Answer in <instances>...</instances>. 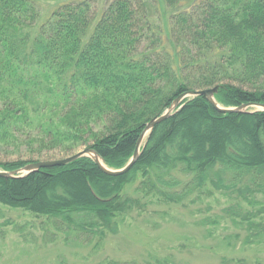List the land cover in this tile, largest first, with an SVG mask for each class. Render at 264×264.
I'll return each instance as SVG.
<instances>
[{
    "label": "trees",
    "instance_id": "obj_1",
    "mask_svg": "<svg viewBox=\"0 0 264 264\" xmlns=\"http://www.w3.org/2000/svg\"><path fill=\"white\" fill-rule=\"evenodd\" d=\"M96 2H59L39 23L36 0H0V145L42 155L91 141L106 167L120 169L145 125L182 93L218 86L221 107L264 104V0H162L171 11L165 26L158 0H104L100 12ZM180 105L152 128L127 172L105 174L83 156L0 176V206L44 216L98 247L150 197L177 205L209 184L234 199L224 211L245 225V242L264 243V111L218 112L202 95ZM29 162H0V170ZM153 257L95 264H192Z\"/></svg>",
    "mask_w": 264,
    "mask_h": 264
},
{
    "label": "rangeland",
    "instance_id": "obj_2",
    "mask_svg": "<svg viewBox=\"0 0 264 264\" xmlns=\"http://www.w3.org/2000/svg\"><path fill=\"white\" fill-rule=\"evenodd\" d=\"M36 1L41 23L57 3L68 0ZM158 2L160 21L165 26L171 11L162 0ZM103 4L104 0H97L98 12ZM90 144L91 141L69 152L57 149L42 155L24 145H0V162L61 159ZM135 186L127 188V192ZM207 190L213 194L207 195ZM233 200L209 184L199 196L194 194L177 205H164L150 197L144 211H133L120 218L119 232L108 235L98 247H94V242H84L73 234L57 231L53 222L44 216L0 206V229L4 231L0 237V264H95L111 259L140 263L153 262V256L164 255L192 264H220L222 256L241 257L246 264H264V243H246L245 225L233 222L224 211ZM242 205L250 208L246 202Z\"/></svg>",
    "mask_w": 264,
    "mask_h": 264
},
{
    "label": "water",
    "instance_id": "obj_3",
    "mask_svg": "<svg viewBox=\"0 0 264 264\" xmlns=\"http://www.w3.org/2000/svg\"><path fill=\"white\" fill-rule=\"evenodd\" d=\"M218 86H214L211 88H205L201 90H191L185 93L180 94L173 102L172 104L165 110L164 113H162L159 116L153 117L144 127L142 132L139 135V138L136 142L134 152L129 159L128 163L120 168V169H110L106 167L103 164V161L101 157L98 155V153L93 150L90 147H86L83 150H80L76 152L75 154L61 158V159H55V160H47V161H37V162H31L26 164L23 168L15 171H4L0 170V176L6 177V178H17V177H23L30 173L36 172L41 168H49L54 166H61L66 165L80 157L87 156L91 158L94 163L105 173L108 175H120L125 172H127L137 161L139 153H140V147L144 141V139L147 137V135L151 132L152 128L163 121L164 119L168 118L170 114L173 112L174 109L179 108L181 105V102L186 97H195V96H205V98L208 100V102L212 105L213 108H215L218 112L222 113H244L247 112V109L250 107H254L256 110L264 111V104H242L238 107H221L219 106L214 98V94L217 92Z\"/></svg>",
    "mask_w": 264,
    "mask_h": 264
},
{
    "label": "bare ground",
    "instance_id": "obj_4",
    "mask_svg": "<svg viewBox=\"0 0 264 264\" xmlns=\"http://www.w3.org/2000/svg\"><path fill=\"white\" fill-rule=\"evenodd\" d=\"M143 144V143H142ZM142 146V145H141ZM141 148V147H140Z\"/></svg>",
    "mask_w": 264,
    "mask_h": 264
}]
</instances>
